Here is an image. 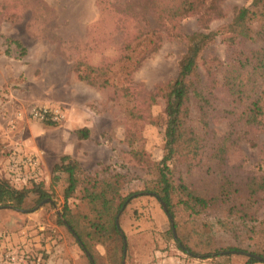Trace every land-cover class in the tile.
Listing matches in <instances>:
<instances>
[{"label":"rangeland","instance_id":"1","mask_svg":"<svg viewBox=\"0 0 264 264\" xmlns=\"http://www.w3.org/2000/svg\"><path fill=\"white\" fill-rule=\"evenodd\" d=\"M251 1L220 0L226 17L215 19L211 28L218 29L237 8L249 6ZM182 2L0 0V177L8 178L18 188L45 182L50 192L38 206H34L37 195L31 193L24 212L0 210V234H14L35 247L48 244V254L43 251L44 264H92L69 228L58 223L59 217L63 219L66 182L61 180L53 188L51 184L53 169L62 156L75 158L88 174L105 168L128 173L134 177L132 190L141 187V178H147L132 149H140L145 158L161 159L163 127L150 120L163 112L164 103L159 100L152 105L149 97L176 76L185 52L184 36L200 30L195 15L176 14ZM146 37H153L158 48L127 80L118 76L111 86L99 87L79 79L76 66L115 69ZM222 39L218 37L207 56L216 54L227 60L231 50ZM9 41L20 42L26 55L22 56ZM249 46H264V38ZM124 89L130 96L124 95ZM54 104L66 113L65 120L56 125L19 117L33 105ZM217 105L220 107L219 101L208 113L211 135L230 137L225 170L242 183L249 175L264 172V126L258 124L264 121V113H256L254 122L237 124ZM130 110L141 117L132 120ZM84 127L90 129L88 139H80L76 133ZM130 134L136 137L134 145L129 143ZM27 155H39L41 165L36 178H29V171L23 173L28 176L25 183L17 179L10 166L12 157ZM69 203L75 208L79 200L72 198ZM119 226L125 235V264H147L163 250L178 249L171 236L170 219L161 202L151 195L133 198L120 215ZM193 229L190 232L196 243L203 233ZM211 235L218 247L238 245L216 224ZM91 250L97 264H113L104 245L93 242ZM205 260L207 264H246L247 257L234 253Z\"/></svg>","mask_w":264,"mask_h":264},{"label":"trees","instance_id":"2","mask_svg":"<svg viewBox=\"0 0 264 264\" xmlns=\"http://www.w3.org/2000/svg\"><path fill=\"white\" fill-rule=\"evenodd\" d=\"M176 14L195 15L200 30L184 36L185 52L176 76L149 97L152 105L159 100L164 103L163 112L150 120L163 127L161 159L145 158L140 149H132L147 177L141 178L139 189L132 190L134 177L128 173L105 168L88 174L75 158L62 156L53 169L51 184L53 188L61 180L66 182L63 219L59 217L58 223L78 237L77 243L92 258V264H97L91 250L93 242L106 247L113 264H122L126 244L119 217L133 198L147 194L166 205L172 218L171 236L179 249L201 259L242 253L246 264L264 263V172L251 174L242 183L234 181L225 170L230 137H213L208 122L209 109L217 101L233 123L248 124L257 120L256 113H264V46H249L264 38V0H252L249 6L237 8L232 18L215 30L211 23L226 17L220 0H183ZM219 36L231 50L227 60L206 55ZM9 42L26 55L20 42ZM157 48L155 39L146 37L119 67L78 65L76 72L80 80L108 87L118 76L127 80ZM124 92L130 96L128 89ZM129 112L132 120L141 117L134 110ZM258 124L264 126V121ZM76 133L80 139L90 138L87 127ZM134 136L128 137L130 145L135 143ZM31 193L37 195L34 206L50 197L45 182L18 188L0 177V210L24 212ZM72 198L79 200L75 208L69 203ZM215 224L238 245L218 247L211 235ZM188 225L194 232L201 230L202 239L195 243Z\"/></svg>","mask_w":264,"mask_h":264},{"label":"built area","instance_id":"3","mask_svg":"<svg viewBox=\"0 0 264 264\" xmlns=\"http://www.w3.org/2000/svg\"><path fill=\"white\" fill-rule=\"evenodd\" d=\"M23 115L41 122L51 121L61 123L66 118L65 110L60 105H33ZM40 156L27 155L23 158H11V171L18 180L27 182L25 171L29 178H36L40 171ZM27 176V177H28ZM41 231L44 228H40ZM23 235H19L21 237ZM178 248V247H177ZM0 264H44V256L40 247L28 245L26 240L17 238L14 234H0ZM147 264H207L205 259L192 256L181 249L163 250L152 257Z\"/></svg>","mask_w":264,"mask_h":264},{"label":"crops","instance_id":"4","mask_svg":"<svg viewBox=\"0 0 264 264\" xmlns=\"http://www.w3.org/2000/svg\"><path fill=\"white\" fill-rule=\"evenodd\" d=\"M9 216H13V215H9ZM1 218V217H0ZM39 237H37L35 240H37ZM37 247H40L41 248V251H42V253H43V251H45L47 254H48V249H49V245L47 244L44 248L41 246V244H37ZM44 255V254H43ZM62 261L63 260H66L65 258L63 259H61ZM50 263H52V261L50 262Z\"/></svg>","mask_w":264,"mask_h":264},{"label":"water","instance_id":"5","mask_svg":"<svg viewBox=\"0 0 264 264\" xmlns=\"http://www.w3.org/2000/svg\"><path fill=\"white\" fill-rule=\"evenodd\" d=\"M161 203H162V206H163L164 211L167 213V207H166V205H165L163 202H161ZM168 217H169V219H170L171 222H172V218H171V216L168 215ZM119 227H120V226H119ZM173 231H174V235H175V237H177V235H176V231H175L174 228H173ZM76 239H78V237H76ZM90 259H92V258H90ZM123 264H125V259L123 260Z\"/></svg>","mask_w":264,"mask_h":264}]
</instances>
